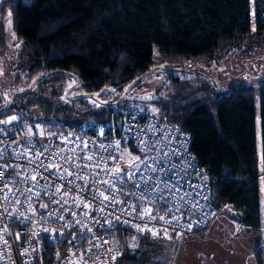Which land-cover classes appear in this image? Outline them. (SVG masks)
Here are the masks:
<instances>
[{
	"label": "trees",
	"instance_id": "trees-1",
	"mask_svg": "<svg viewBox=\"0 0 264 264\" xmlns=\"http://www.w3.org/2000/svg\"><path fill=\"white\" fill-rule=\"evenodd\" d=\"M8 13L22 45L10 87L15 91L0 105V115L44 119L54 129L105 121L103 104L135 96L130 89L142 87L158 65L210 63L264 40V0H254L253 7L251 0H4L0 54ZM169 87V97L148 103L161 119L189 132L216 200L231 203L239 223L260 234L264 79L257 90L240 86L228 93L179 77ZM159 240L144 235L138 248L122 249L118 264H158ZM250 259L264 264V244L255 245Z\"/></svg>",
	"mask_w": 264,
	"mask_h": 264
},
{
	"label": "built area",
	"instance_id": "built-area-1",
	"mask_svg": "<svg viewBox=\"0 0 264 264\" xmlns=\"http://www.w3.org/2000/svg\"><path fill=\"white\" fill-rule=\"evenodd\" d=\"M103 106L108 113L105 121L92 119L77 127L54 129L44 119L0 123V264H118L122 249L138 248L144 235L180 241L208 229L225 209L235 211L228 201L216 200L212 176L192 151L189 132L161 119L158 107L134 99ZM0 121H5L1 115ZM155 146L169 152L165 172L151 173L140 164L136 175L167 181L177 189L176 197L156 200L152 193H146L144 201L130 197L126 193L138 196L145 189L127 176L124 184L116 181L120 192L96 183L109 179L108 173L117 168L135 171L132 166L145 156L159 154ZM60 156L72 160L64 163ZM36 157L46 166L63 165L68 172L89 178L87 185L84 180L70 184L75 176L61 180L48 172L41 179L38 172L44 169H38ZM31 175L39 181L34 191L41 195L28 200L29 193L20 195L19 190L33 186L31 179L25 182ZM48 182L50 188L42 187ZM101 192L108 201L99 196ZM113 196L125 203H111ZM44 204L48 207H41ZM149 209L156 219H148Z\"/></svg>",
	"mask_w": 264,
	"mask_h": 264
},
{
	"label": "rangeland",
	"instance_id": "rangeland-1",
	"mask_svg": "<svg viewBox=\"0 0 264 264\" xmlns=\"http://www.w3.org/2000/svg\"><path fill=\"white\" fill-rule=\"evenodd\" d=\"M3 1L0 0V4ZM32 1L22 0L24 4H30ZM251 5L254 6V0H251ZM3 21L7 43L4 52L0 54V105H3L15 91V87L13 89L10 87L18 74L15 64L22 45L16 37L9 13L4 16ZM156 56L155 53L157 60ZM157 67L151 76L142 81L143 86L134 85L128 92L129 95L134 92L151 93L152 96L167 98L172 94L169 84L175 77L190 79L196 85L204 82L213 90L224 93L240 86H251L257 90L264 79V40L236 47L223 58L210 63H185L172 65L169 69H166L165 64ZM146 104L150 105L148 102ZM20 115L26 117L23 111ZM12 117L17 119V113L6 115L4 120L16 121L12 120ZM237 214L236 211L230 212L228 208L225 209L217 217L211 230L203 235H193L180 241L171 238L160 239L161 248L155 261L158 264H252L249 256L252 254L254 243L264 244V201L261 202L260 234L243 228Z\"/></svg>",
	"mask_w": 264,
	"mask_h": 264
},
{
	"label": "snow or ice",
	"instance_id": "snow-or-ice-1",
	"mask_svg": "<svg viewBox=\"0 0 264 264\" xmlns=\"http://www.w3.org/2000/svg\"><path fill=\"white\" fill-rule=\"evenodd\" d=\"M145 98L151 99V97H145ZM11 119L15 120L16 117H12ZM7 122L8 121H0V123H7ZM146 147H148V146L146 145ZM148 150L152 151L153 148L149 147ZM155 151L158 152L159 154L153 155V156H145L144 160L140 161L139 164L133 165L132 167L135 169V171L128 172L127 170H122V169L117 168L114 171L108 173V175L110 177L109 179L103 180V181H96V183L107 185L108 188L106 189V191L110 190L112 192H120V191H122V188L117 187L116 181H119L121 184H124L125 183V176H127L128 180L137 181V183L135 185L137 187H139V184L142 182L144 185V189H145V191L140 192L138 196L136 193H126V195H128L130 197L136 196L137 199L140 201H144V200L148 199V196L146 195V193L155 194L156 200H165L166 195H171L173 197H176L177 189L175 188V186L169 184L167 181H162V180H160L159 177H153L151 175H147V176L140 175L139 177H137V175H136L137 172L140 171V164L145 165V167L151 173L165 172L167 163L170 160L169 152L162 151L158 146H155ZM178 154L179 153H177V155ZM55 155H59V154L57 153ZM0 156H2V153H0ZM36 159H37L38 169H40V168L44 169V171L38 172V175L40 176L41 179H44L45 173L48 172L51 175L56 176L58 179H61V180L66 179L67 176H75L74 180L69 181L70 184H74L76 180H84L85 185H87V183H88L89 178L84 177V176H80L78 173L68 172L67 169L63 168V165H47L46 166L39 161V157H36ZM60 159L63 160L64 163H68L69 161L72 160L71 157H64V156H60ZM88 159L91 160L92 157H88ZM137 159H139V158H137ZM149 161H151V163H149ZM52 167L56 168L55 172L51 171ZM73 167L79 168L80 165L74 163ZM18 175H19V173H18ZM0 178H2V177H0ZM28 179H31L33 181V186L30 188H27V189L19 190V191H20V195H24L25 193H29V195L26 198L28 200H31L33 195L39 197L41 195V193L39 191H34V188L39 184V181L36 179V176L35 175L26 176L25 182H27ZM42 187H44L46 189L50 188L51 183L48 182L45 185H42ZM77 187H80V185H77ZM59 191H60V186H57L55 189V192H59ZM9 194H13L11 189H9ZM44 194L47 195L48 194L47 191H45ZM53 194H55V193H53ZM99 196H103L104 201L109 200V196L104 195L103 192L99 193ZM97 198H98L97 195H93L94 200ZM183 198L184 197H179L180 200H182ZM4 199H8V195H5ZM54 202L59 203V201H54ZM16 203H20V201L16 200ZM64 203H67V200H65ZM111 203L116 204V203H125V202L120 201L115 196H113L111 199ZM77 206H79V205H77ZM41 207L47 208L48 205L44 204V205H41ZM133 210H134V208H133ZM100 211L102 212L103 209H100ZM171 211H172V209L169 208L168 212H171ZM176 211H180V209L177 208ZM148 212H149V215H148L149 220L157 218V216H153L150 214L151 209H149ZM115 219L118 221L120 218L117 216V217H115ZM159 219H163V216H160ZM173 219H178V217H173ZM76 223L79 224L80 221H76ZM106 223L109 226H111L112 221L107 220ZM189 227H191V226L189 225ZM138 230L143 231V229H139V228H138ZM89 231H91V229H89ZM153 235H155V233H153Z\"/></svg>",
	"mask_w": 264,
	"mask_h": 264
},
{
	"label": "water",
	"instance_id": "water-1",
	"mask_svg": "<svg viewBox=\"0 0 264 264\" xmlns=\"http://www.w3.org/2000/svg\"><path fill=\"white\" fill-rule=\"evenodd\" d=\"M145 97H151V99H146ZM156 96H152L151 93L136 94L135 96H129L128 99H134L142 102H152L156 100Z\"/></svg>",
	"mask_w": 264,
	"mask_h": 264
},
{
	"label": "crops",
	"instance_id": "crops-1",
	"mask_svg": "<svg viewBox=\"0 0 264 264\" xmlns=\"http://www.w3.org/2000/svg\"><path fill=\"white\" fill-rule=\"evenodd\" d=\"M216 220H217V219H216ZM216 220L213 222L214 224L212 223V225L209 227V229L206 230V232H209V231L211 230V227L215 225ZM243 228H245V227H243ZM249 231H250V230H249ZM254 250H255V243H254V245H253L252 253L254 252ZM251 255H252V254H251ZM251 255H250V256H251ZM250 256H249V257H250Z\"/></svg>",
	"mask_w": 264,
	"mask_h": 264
}]
</instances>
